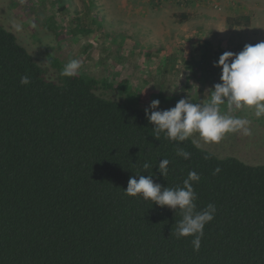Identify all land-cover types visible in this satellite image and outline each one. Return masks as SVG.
I'll return each mask as SVG.
<instances>
[{"label": "trees", "instance_id": "obj_1", "mask_svg": "<svg viewBox=\"0 0 264 264\" xmlns=\"http://www.w3.org/2000/svg\"><path fill=\"white\" fill-rule=\"evenodd\" d=\"M139 3L155 10L199 5L195 0ZM176 17L182 22L189 14ZM44 27L59 45L60 27L51 21ZM17 39L0 23V264H264V157L225 155L196 134L176 142L161 132L157 139L145 109L162 92L147 89L146 82L133 85L130 78L116 82L112 73L96 77L79 69L77 76L64 77L70 60L55 56L57 45L44 46L50 58L45 67ZM37 43L31 39V45ZM117 55V67L127 65ZM25 75L28 85L21 84ZM178 149L190 157L178 156ZM162 159L170 161L166 177L159 171ZM192 171L200 176L192 182L196 210L216 207L198 251L194 237L175 235L179 209L124 191L139 175H151L162 190L183 187Z\"/></svg>", "mask_w": 264, "mask_h": 264}, {"label": "rangeland", "instance_id": "obj_2", "mask_svg": "<svg viewBox=\"0 0 264 264\" xmlns=\"http://www.w3.org/2000/svg\"><path fill=\"white\" fill-rule=\"evenodd\" d=\"M195 1L199 5L184 10L174 4L155 10L141 6L139 0H0V23L45 67H50V58L44 46L57 45L55 56L62 61L79 60L83 73L96 77L112 73L116 82L130 78L133 85L141 87L146 82L147 89L162 92V97H157L163 102L160 109L167 110L181 99L200 104L211 99L222 74L221 68L214 67L219 58L211 60L212 55L225 48L239 53L246 44L264 42V0ZM183 13L189 18L179 22L176 16ZM234 19L241 26H227L229 21L236 22ZM49 21L60 27L59 45L55 34L44 27ZM85 27L91 31L73 32ZM37 33L41 43H37ZM31 39L37 44L31 45ZM90 44L93 46L88 47ZM116 54L122 65L124 59L127 65L117 67ZM169 59L175 64L169 65ZM207 62L209 66L203 67ZM220 109L247 120L250 134L229 132L220 142L206 144L225 155L252 161L263 158L264 115L257 116L254 107L233 108V112L224 104ZM194 136L200 139L198 133Z\"/></svg>", "mask_w": 264, "mask_h": 264}, {"label": "clouds", "instance_id": "obj_3", "mask_svg": "<svg viewBox=\"0 0 264 264\" xmlns=\"http://www.w3.org/2000/svg\"><path fill=\"white\" fill-rule=\"evenodd\" d=\"M214 67L222 69L221 83H217L212 90L211 99L204 104L192 103L181 99L176 106L167 110L160 108L158 99L152 100L149 108L145 109L146 118L154 124L156 138L159 139L161 132L165 133L167 139L176 142H184L198 133L200 139L205 143H218L226 133L243 130L249 135L246 127L247 120L233 116L222 115L220 106L227 104L229 110L253 108L256 115H264V42L256 45H245L239 53L224 52L219 60L214 62ZM81 68V62L77 59L70 60L61 71L64 77H75ZM30 78L25 75L21 78V84L28 85ZM195 147L201 145L196 139H192ZM177 155L188 159L190 153L178 149ZM210 158V157H206ZM170 161L162 159L159 162V171L166 177ZM145 169L150 167L149 163L143 165ZM219 168L216 169L218 173ZM200 176L195 171L188 174L183 187L163 188L154 182L151 175H139L137 180L131 177L125 194L131 197L138 195L152 203L174 210L182 214V219L177 222L175 235L177 238L194 237L192 244L194 250L198 251L201 239L204 235L205 226L215 216L216 207L208 204L202 211H197L195 203L197 196L192 182H199Z\"/></svg>", "mask_w": 264, "mask_h": 264}]
</instances>
